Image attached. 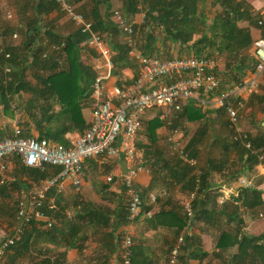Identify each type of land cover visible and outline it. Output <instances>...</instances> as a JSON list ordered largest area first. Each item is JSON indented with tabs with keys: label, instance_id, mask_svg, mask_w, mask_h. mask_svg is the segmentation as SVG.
Instances as JSON below:
<instances>
[{
	"label": "crops",
	"instance_id": "1",
	"mask_svg": "<svg viewBox=\"0 0 264 264\" xmlns=\"http://www.w3.org/2000/svg\"><path fill=\"white\" fill-rule=\"evenodd\" d=\"M38 1L0 0V49L9 53L7 58L0 56V59L8 60L12 56L11 61L16 63L8 62V64H4L3 69L8 67L9 71L5 72L3 70V81L8 82L10 80V73L13 70H20L22 65L19 61L21 59L26 58L27 64H29L33 52L37 50L38 46L43 48L42 56L44 53L54 51L51 49V44L54 42L51 41L47 31H50L53 36H74L78 40L81 60L90 67L93 75H95L97 72L95 66L101 65V58L93 48L85 44L86 35L79 31L78 27L65 16L57 4L50 11L41 12L38 21L34 23L35 4ZM244 1L250 6L251 14H257L263 20L262 26L249 27L252 40L247 49V54L250 59H253L252 43L259 37H264L262 31L264 27V0ZM67 2L72 9L80 12L89 20H92L90 12L95 9L101 15V18H107L112 23V9L118 8L123 12L124 8L122 0H67ZM205 4L209 5L210 0L204 1L202 5ZM200 6L198 5V8ZM212 10L214 11L213 7ZM7 12L11 15L9 19L5 17ZM141 14V12L133 14L131 22L140 23L142 21ZM242 23L240 25L243 26L245 22ZM33 25L35 27L34 33H32L33 30L29 29V26ZM31 33L32 35L29 38L25 37V34L30 35ZM12 34H15V37H12ZM99 34L105 39V45L112 59V56L116 54L115 48L105 38L104 34ZM194 38L195 35L191 41ZM112 39L127 43V35L120 31ZM29 43L32 46L30 52L28 49ZM168 44L169 50L168 52L165 50V54L171 53V57H176L177 45ZM137 53L138 51L131 48L119 61H115L109 76L102 80L104 87L128 84L133 80L138 72ZM217 59V71H221L223 69V59L222 57ZM39 72V69L32 66L24 69L22 74H24L25 79L33 84L35 80L33 74ZM42 72L46 73V71ZM38 86V89H42L39 84ZM10 96L9 108L3 107L0 100V136L12 135L14 123L12 105L18 108L17 125L20 126L22 134L25 136H41L52 141L60 140L59 143L70 145L81 132L59 133L57 134L58 139H53L44 133H38L32 119L39 115V110H33L32 116H29L22 108L25 99L30 96L28 91L20 88L16 92H10ZM238 96L242 98L244 107L238 109L240 114L236 124L237 129L229 127L226 125L227 123L225 124L226 115L220 107L201 106L194 99L181 101V111L173 110L168 106L147 109L142 114L141 128L136 134V144L147 142L146 135L142 132L143 122L157 114L162 124L155 129V142L162 151L164 159L169 162L167 161L168 165L165 167L158 169L159 172H151L146 167L147 170L137 173L133 184L140 191L141 207L144 208L140 207L139 214L132 222L125 219L122 223H116L117 218L122 217V211L125 210L127 201L121 180V162L124 161L121 154L114 158L97 156L84 159L82 162L83 178L77 188L68 179L60 181V190L51 188L45 198L46 205L53 206L52 208L45 207L48 210H62L67 216L73 217L76 212L87 210L88 206L85 204L90 203L99 207V209H107L109 215L106 226L101 227L96 234L88 233V238L83 241L80 250L68 248L61 259V263L57 262V264H98L101 261L99 256H102L100 251L103 249L101 236L108 231H112L118 244L123 234H128L131 237L133 245L138 246L140 250L136 257L138 264H165L168 250L176 236L178 222H181L183 218L180 203L187 193L182 178L168 177L169 171L166 173L167 168L171 167V163L176 162V157L170 153L168 143L165 141L166 135L172 130L180 137L183 147L190 141L189 149L195 154L193 158L196 161L191 173L194 176L195 173L199 174L205 169L208 170L210 183L208 190L212 191L211 194L215 193L206 202L202 218L191 223L190 230L194 239L188 246V251H192L193 256L187 257V264H237V261H239V264H258L257 257L251 256V253L242 256V258L231 257L236 252L234 246L218 250L217 254L212 253L215 240L221 228L225 226L224 222L228 221V217L231 216L234 204L241 211L242 223L239 227L241 233L258 235L264 230V204L259 209H245L241 204L243 200L242 186L238 182L239 178L248 180L255 189L259 190V197L264 201V154L258 151L256 162L251 163L250 160L246 161L244 156L241 157L236 148H224L223 150L225 142L230 141L231 133H234V137L237 138H241L240 133H248L250 136L264 133V88L260 87L251 93L239 92ZM32 97L36 98L37 96L32 93ZM42 98H44V95H42ZM184 107L190 108L193 113L195 111L192 107H196L202 115L187 118L186 113H181L184 111ZM220 113H222L221 116ZM81 115L86 126L90 120L89 106L81 108ZM159 116L161 117L159 118ZM26 131L28 133H25ZM194 137H196V140L193 139ZM240 141L243 142L244 140ZM138 150L137 156L139 155ZM4 161L6 168L3 173H0V178H3V183L0 184V239L9 235L13 229L17 201L22 197H26L27 192L39 181L30 172L33 167L21 164L16 155L6 156ZM238 166L242 170H239ZM58 169L57 166L47 165L44 170L45 177L54 174ZM234 171H237L235 173L237 175L232 177ZM107 175L111 176L109 181L106 180ZM227 201L229 203L223 208L224 203ZM88 229L92 230L90 225ZM32 246L36 249L45 250V255L31 251L23 256L16 257L13 264H37V261L44 259V257L49 258L48 260L51 261L53 254L61 249L52 241L46 242L36 237H33ZM11 252V249H7L0 256V264H7V256ZM108 263L120 264L118 248L108 257Z\"/></svg>",
	"mask_w": 264,
	"mask_h": 264
},
{
	"label": "trees",
	"instance_id": "2",
	"mask_svg": "<svg viewBox=\"0 0 264 264\" xmlns=\"http://www.w3.org/2000/svg\"><path fill=\"white\" fill-rule=\"evenodd\" d=\"M122 1L124 6L123 14L127 23L130 22L129 24L132 28V45H128L123 41L113 40L112 38L119 32L118 26L107 18H101V15L95 9L90 12L92 29L104 34L105 38L116 50V54L112 56V59L110 58L112 67H114L115 61H119L127 50L131 48L138 51L140 55L170 58L172 54L166 55L164 51L168 52V43H171L174 46L177 45V56L193 54L195 56L213 58L222 57L223 69L220 72L224 77L223 81H220L217 92L231 90L244 77L247 71L253 68L254 60L250 59L247 54V49L252 40L249 27L256 26V21L260 16L251 14L250 6L244 0H210V5L214 8V14L212 15H206L202 8V4L206 0H139L143 11L140 23L131 22L133 14L139 12L136 7L137 0ZM35 5L36 15L34 16V23L38 21L41 12L46 13L52 10L55 8L56 3L54 0H39ZM198 5L201 6L198 8ZM241 22H245L243 26L240 25ZM29 29L33 30L32 33H34V25L29 26ZM262 31L264 34V27ZM32 33L30 35L25 34V37L29 38ZM47 33H49L52 42L57 44L62 42L63 45L58 50L45 53L44 56H42V46H38L37 50L33 52L29 64H27L26 58L19 61L22 67L20 70H13L10 73L11 76L8 82L3 81V66L8 64V62L16 63L11 61L12 56L8 60L0 59V100L3 107L9 108L10 92H16L20 88L28 91L30 96L25 99L22 108L29 116H32L33 110H39V115L32 119L38 133H44L53 139H58L57 134L59 133L81 131L85 127L81 108L90 105V83L94 75L90 67L81 60L78 40L74 36H53L50 31H47ZM194 35L195 38L191 41ZM31 48L32 46L29 43V52ZM32 66L40 70L39 73L33 74L35 79L33 84L25 79L24 74H22L24 69ZM42 71H46V73ZM262 77L264 79V71ZM38 84L42 89H38ZM32 93L36 94L37 97L33 98ZM42 95H44V98H42ZM237 99L238 97L235 94H228L225 104H233ZM243 107L244 105L240 108ZM184 108L181 113H186L187 118L200 117L202 115L196 107H192L195 111L194 113L190 108ZM181 109L180 107L178 110L181 111ZM220 109L224 110L223 107H220ZM222 113L219 115L221 116ZM238 114L240 113L238 112ZM161 124L162 121L158 119L157 114L144 121L142 132L145 133L147 142L136 144V149H139L137 157L139 163L145 168H149L151 172L158 171V169L168 165L169 162L164 159L162 151L155 142V129ZM225 124L231 127L227 118ZM25 133L28 132L26 131ZM244 134V139H241L234 137V133H231L230 141L225 142L223 150L224 148H236L240 156H244L246 161L250 160L251 163H255L258 154L252 153L251 150L257 149L264 154V133L261 132L253 136L248 133ZM193 139L196 140V137ZM240 140L248 141L250 146L245 147L244 141ZM56 141L60 142V140ZM189 145L190 141L185 145L184 150L189 157L193 158L195 154L189 149ZM259 148L261 149L259 150ZM175 160L176 162L174 164L171 163V167L167 168L166 173L169 171L168 177L182 178L184 187L188 192L193 189L194 185V176L191 173L194 165H187L177 158ZM240 166H238V169L242 170ZM44 170L39 171L33 167L30 172L36 179H41L45 177ZM235 173L237 171L232 172V175L234 174L232 177L237 175ZM208 176L209 172L206 169L198 174V186L191 200L192 222L202 218L206 202L212 195H215V193L211 194L212 191L208 190L210 187ZM227 176L229 177V175ZM241 193L243 195L241 204L245 209H259L264 204V201L259 197V190L255 189L251 184L247 187H242ZM139 197L141 207L140 191ZM228 203L229 201L225 202L223 208ZM85 205L88 206V209L76 212L73 217L67 216L62 210L44 208L46 219L40 221L31 220L28 226L22 229L18 240L8 248L12 252L7 256V264H13L16 257L23 256L31 251L45 255V250L36 249L32 246L33 237L40 238L46 242L52 241L61 248L53 254L51 261L48 260L49 258L44 257V259L37 261V264L61 263V259L68 248L80 250L83 241L88 238V233L96 234L99 232L98 230L101 227L107 225L109 217L107 209H99V207L90 203ZM240 215L241 211L234 204L231 216L228 217V221L224 222L225 226L221 228L215 240L212 253L217 254L218 250L234 246L236 252L231 257L242 258V256H247L251 253V256L257 257L258 264H264V230L258 235L241 233L239 230L242 223ZM47 219L52 221L50 226L45 225ZM125 219L126 205L125 210L122 211V217L119 216L116 223H122ZM185 224L186 221L183 216L181 222H178L176 235L182 231ZM89 225L92 230L88 229ZM101 237L103 249L100 251L102 256H99L101 261L98 264H109L108 257L117 248L118 250L120 249V244L117 243L112 231L102 234ZM193 239L192 234L184 237L180 248L181 253L178 256V264H187V257L193 256L192 251H188V246ZM139 253V247L132 243L130 264H138L136 257ZM251 258L254 260L253 257ZM237 264H239V261H237Z\"/></svg>",
	"mask_w": 264,
	"mask_h": 264
},
{
	"label": "built area",
	"instance_id": "3",
	"mask_svg": "<svg viewBox=\"0 0 264 264\" xmlns=\"http://www.w3.org/2000/svg\"><path fill=\"white\" fill-rule=\"evenodd\" d=\"M54 1L79 31L86 35L85 44L93 48L101 58V65L95 66L97 72L90 83V120L70 145H63L45 137L22 135L21 128L17 125L18 108L11 106L14 122L12 135L0 136V173H3L6 168L5 157L11 154L16 155L24 166L35 167L39 171H43L45 165L57 166L59 169L54 174L39 179L38 183L27 192L26 197L17 201L13 229L9 235L0 239V256L18 240L22 229L28 226L31 220L46 219L43 209L53 207L45 203L46 194L51 188L60 190L62 179H68L76 188L79 186L83 178L82 162L87 158L97 156L114 158L118 154L122 155L125 161V172L121 180L127 197L126 219L132 222L141 210L139 190L134 187L133 181L138 172L147 170L139 163L136 149V134L141 127V116L147 109L169 106L173 110H178L181 101L194 99L201 106L223 107L229 125L237 129L238 109L243 106V100L238 93H251L260 87L264 88L262 77L264 37H259L252 43L254 59L252 70L248 71L227 92H217L221 80L217 74L215 58L193 54L159 58L137 53L138 72L133 80L128 84L112 85L106 88L102 80L109 76L112 62L105 39L92 29L91 20L72 9L67 0ZM137 2L136 7L143 17L139 0ZM10 16L9 12L5 14L6 19ZM111 17L119 31L127 35V44L132 45V28L127 23L123 12L114 8L111 11ZM256 24L259 27L262 26L263 20L259 18ZM11 36L15 37V34ZM62 45V42L52 43L51 49L58 50ZM0 56L7 58L9 53L0 49ZM3 70L8 72L9 68L4 67ZM231 93L238 99L233 104H225L226 96ZM239 136L244 139L245 134L242 133ZM165 141L168 143L170 153L181 162L191 166L196 164L195 159L185 152L180 137L174 130L169 131ZM243 144L245 147L250 146L246 140ZM251 152L258 154L257 149H252ZM110 179L111 176L107 175L106 180ZM238 182L242 187L250 185V182L244 178H239ZM2 183L1 177L0 184ZM197 186L198 173H195L193 189L186 193L180 203L186 224L175 236L166 256V264H178L183 239L192 234L190 230L193 213L191 200ZM51 222L47 219L45 225L50 226ZM119 244L120 264H130L131 237L123 234Z\"/></svg>",
	"mask_w": 264,
	"mask_h": 264
},
{
	"label": "rangeland",
	"instance_id": "4",
	"mask_svg": "<svg viewBox=\"0 0 264 264\" xmlns=\"http://www.w3.org/2000/svg\"><path fill=\"white\" fill-rule=\"evenodd\" d=\"M203 7V10H204V12H205V14L206 15H211V13L212 14H214V11L212 10V6L209 4H205V5H202ZM142 18V17H141ZM129 22V21H128ZM130 23V22H129ZM240 24H243L242 22L240 23ZM257 25V24H256ZM218 58V57H217ZM217 58H215V60L217 59ZM217 60H221V59H217ZM217 74L219 75V77H220V79H221V82L223 81V75L221 74V72H220V70L219 71H217Z\"/></svg>",
	"mask_w": 264,
	"mask_h": 264
},
{
	"label": "water",
	"instance_id": "5",
	"mask_svg": "<svg viewBox=\"0 0 264 264\" xmlns=\"http://www.w3.org/2000/svg\"><path fill=\"white\" fill-rule=\"evenodd\" d=\"M121 171H122V174L125 171V161L121 162Z\"/></svg>",
	"mask_w": 264,
	"mask_h": 264
}]
</instances>
